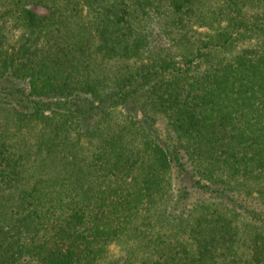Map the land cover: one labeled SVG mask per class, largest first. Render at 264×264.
I'll return each instance as SVG.
<instances>
[{"label": "trees", "instance_id": "trees-1", "mask_svg": "<svg viewBox=\"0 0 264 264\" xmlns=\"http://www.w3.org/2000/svg\"><path fill=\"white\" fill-rule=\"evenodd\" d=\"M0 264H264V0H0Z\"/></svg>", "mask_w": 264, "mask_h": 264}, {"label": "rangeland", "instance_id": "rangeland-1", "mask_svg": "<svg viewBox=\"0 0 264 264\" xmlns=\"http://www.w3.org/2000/svg\"><path fill=\"white\" fill-rule=\"evenodd\" d=\"M34 10H35L37 13H40V14H42V13L45 12V11H44L43 9H41V8H34ZM156 128H157V130H158L160 136H161V137H164L165 134H166V131H164V127L161 125V123H158V124L156 125Z\"/></svg>", "mask_w": 264, "mask_h": 264}]
</instances>
